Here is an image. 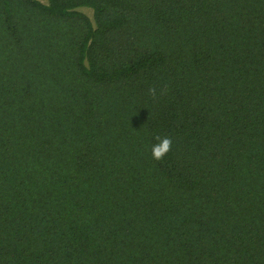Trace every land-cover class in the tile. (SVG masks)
Instances as JSON below:
<instances>
[{
	"label": "trees",
	"instance_id": "16d2710c",
	"mask_svg": "<svg viewBox=\"0 0 264 264\" xmlns=\"http://www.w3.org/2000/svg\"><path fill=\"white\" fill-rule=\"evenodd\" d=\"M0 264H264V0H0Z\"/></svg>",
	"mask_w": 264,
	"mask_h": 264
},
{
	"label": "clouds",
	"instance_id": "9594fccd",
	"mask_svg": "<svg viewBox=\"0 0 264 264\" xmlns=\"http://www.w3.org/2000/svg\"><path fill=\"white\" fill-rule=\"evenodd\" d=\"M148 91L153 97H155V88H150ZM154 139L156 143L151 146V155L155 160H162L164 156L171 150L172 139L171 137H161L160 135H156Z\"/></svg>",
	"mask_w": 264,
	"mask_h": 264
},
{
	"label": "rangeland",
	"instance_id": "374dc122",
	"mask_svg": "<svg viewBox=\"0 0 264 264\" xmlns=\"http://www.w3.org/2000/svg\"><path fill=\"white\" fill-rule=\"evenodd\" d=\"M80 9L84 11L86 14H88L89 16H91V13H92L91 9L89 8H80Z\"/></svg>",
	"mask_w": 264,
	"mask_h": 264
}]
</instances>
